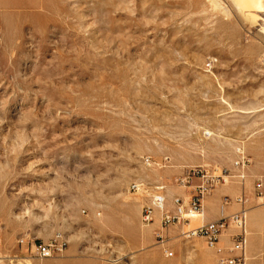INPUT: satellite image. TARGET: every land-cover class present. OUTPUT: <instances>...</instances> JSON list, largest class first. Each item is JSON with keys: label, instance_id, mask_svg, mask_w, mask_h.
Masks as SVG:
<instances>
[{"label": "rangeland", "instance_id": "1", "mask_svg": "<svg viewBox=\"0 0 264 264\" xmlns=\"http://www.w3.org/2000/svg\"><path fill=\"white\" fill-rule=\"evenodd\" d=\"M218 178L206 217L244 194L264 222V0H0V264H219L185 236Z\"/></svg>", "mask_w": 264, "mask_h": 264}, {"label": "built area", "instance_id": "2", "mask_svg": "<svg viewBox=\"0 0 264 264\" xmlns=\"http://www.w3.org/2000/svg\"><path fill=\"white\" fill-rule=\"evenodd\" d=\"M146 165L150 166V160L146 161ZM249 162L242 155L240 161L237 163V167L240 168L242 175L239 176V179L244 181L246 178V170L248 168ZM221 183L220 179H213L212 181H204L202 185L197 188L196 196L192 199L190 203L189 215L201 213L203 212V201L205 196L208 194L209 189L214 186H218ZM227 182L223 179V184ZM141 186L134 185L132 187L133 191L139 192L141 191ZM259 191L262 190L263 185L260 183L258 185ZM261 196V193H260ZM167 202V198L163 195H159L155 198L153 205L147 206L143 212V224L145 226H150L154 221V216L156 210H160L164 212L165 205ZM235 204L241 207V211L231 217L223 218L217 222L204 224L201 227L188 232L185 234L187 239L192 238H201L203 239L208 248L213 250L217 257L219 264H246V251L248 248V212L246 210L247 199L243 194L237 199H235ZM175 205L177 206V215H171L170 213H166L163 219V228H169L171 225H174L176 222L180 221L178 217L184 214V206L182 205V201L180 199L175 200ZM225 205H231V201L226 198ZM230 228L235 230V234L230 235L231 245L223 246L222 238L223 234L227 232ZM158 239L162 242L164 240V236L161 234L157 235ZM24 243V241H22ZM67 250V243L63 240L61 236H57L50 240L48 243H38L35 246V257L43 262L48 259H52L55 256L64 255ZM167 256L169 258L174 257L173 253H168Z\"/></svg>", "mask_w": 264, "mask_h": 264}, {"label": "crops", "instance_id": "3", "mask_svg": "<svg viewBox=\"0 0 264 264\" xmlns=\"http://www.w3.org/2000/svg\"><path fill=\"white\" fill-rule=\"evenodd\" d=\"M238 192V189L224 190L222 192V195L234 197L238 194ZM211 203L213 204L211 205L213 207V210L211 209L213 211V216L205 217L202 225L214 223L223 218L231 217L241 211V207L239 205H229V207L221 208L220 197H214ZM257 217L258 213H256L255 211L248 213V243L251 249L253 250V253L255 255H260L264 252V222L257 220ZM228 231L230 232V234L235 233V230L232 228H230ZM222 242V245L225 247L231 245V240L229 237L222 239Z\"/></svg>", "mask_w": 264, "mask_h": 264}, {"label": "bare ground", "instance_id": "4", "mask_svg": "<svg viewBox=\"0 0 264 264\" xmlns=\"http://www.w3.org/2000/svg\"><path fill=\"white\" fill-rule=\"evenodd\" d=\"M236 3H237V6L239 7V9H241V10H244V11H248V12H250V11H252L253 9H257V7L259 6V0H236ZM262 6V5H261ZM262 8V7H261ZM258 9H260V7L258 8ZM250 14V13H249ZM212 134V133H211ZM206 136H210V133H207L206 134ZM228 182V181H227ZM229 189H232V186H229ZM208 200V202H207V204L205 205L206 207H207V205L209 206H211V205H213L212 203H211V201H212V198H208L207 199ZM222 207H227V206H221V208ZM211 209L213 210V207L211 206ZM206 212L205 211H203V212H201V213H194V214H191L190 216H186V217H188V218H190L191 220H189V221H192L193 220V223H198V221L200 222L201 221V223H203L204 222V219H205V217H206ZM202 225V224H201ZM190 231H193V230H190ZM189 231V232H190ZM226 233V232H225ZM224 233V234H225ZM223 234V235H224Z\"/></svg>", "mask_w": 264, "mask_h": 264}]
</instances>
